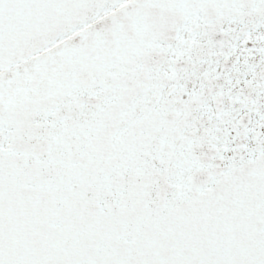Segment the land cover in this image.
Masks as SVG:
<instances>
[{"label": "snow or ice", "instance_id": "6c2138e0", "mask_svg": "<svg viewBox=\"0 0 264 264\" xmlns=\"http://www.w3.org/2000/svg\"><path fill=\"white\" fill-rule=\"evenodd\" d=\"M0 264H264V0H0Z\"/></svg>", "mask_w": 264, "mask_h": 264}]
</instances>
